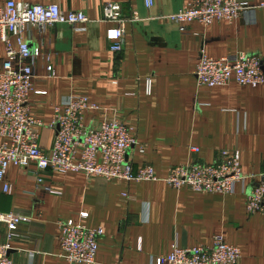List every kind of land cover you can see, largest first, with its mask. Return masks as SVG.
I'll use <instances>...</instances> for the list:
<instances>
[{
    "label": "crops",
    "instance_id": "crops-1",
    "mask_svg": "<svg viewBox=\"0 0 264 264\" xmlns=\"http://www.w3.org/2000/svg\"><path fill=\"white\" fill-rule=\"evenodd\" d=\"M14 1L58 4L63 11H83L91 20L86 30L57 24L44 32L32 27L23 33L31 47L42 51L33 63L28 98L29 113L43 123L40 147L52 146L56 130L49 124L61 100L69 94L86 96L98 109L84 113V124L119 118L143 146V152L136 146L127 153L134 169L150 164L159 179L107 181L74 171L9 165L0 181V212L30 218L9 243L7 254L14 264H68L60 255V219L103 229L95 264H150L174 244L208 245L214 234L240 248L238 264H264V216L245 210L246 192L264 171V85L253 88L232 80L197 87L194 75L202 52L212 58L255 54L262 58L264 72V10L248 9L232 21L204 26L165 18L188 0H153L150 6L145 0ZM109 1L122 8L119 52L110 50L107 39V31L119 24L101 19ZM239 1L253 7L262 0ZM134 15L137 19L131 21ZM4 60L0 41V70ZM222 149L239 151L247 177L232 194L177 190L162 180L171 166L215 162ZM3 184L9 185L7 192ZM81 213L87 216L81 218ZM5 235L0 223V243L6 242Z\"/></svg>",
    "mask_w": 264,
    "mask_h": 264
},
{
    "label": "built area",
    "instance_id": "built-area-1",
    "mask_svg": "<svg viewBox=\"0 0 264 264\" xmlns=\"http://www.w3.org/2000/svg\"><path fill=\"white\" fill-rule=\"evenodd\" d=\"M153 0H145L146 6ZM248 9H263L264 0L253 7L243 6L239 0H188L176 12L166 16L170 22L184 24L198 22L204 26L214 20L232 21ZM102 21L116 22L118 27L107 31L110 50L122 49V8L117 2H106L102 7ZM137 16L130 20L135 21ZM91 22L83 11H63L58 4H28L6 0L0 3V41L4 44L5 60L0 70V181L9 165L37 171L80 172L87 178L101 177L107 181H158L153 166L143 164L134 169L127 153L143 146L129 134L119 118H111L86 126L83 115L97 110L86 96L69 94L54 108L49 127L56 134L49 150L39 145V129L43 123L29 113L28 98L33 91V63L42 55L40 47H31L23 33L32 27L45 31L49 26L65 24L75 30H86ZM184 30V26H181ZM14 42L16 45H14ZM16 63V66H14ZM50 74L52 66H47ZM197 87H217L234 80L238 85H264L262 58L250 53H236L212 58L202 52L194 70ZM190 151L197 153V147ZM247 178L241 172L238 150L222 149L218 160L205 163L192 160L171 166L162 179L173 189L187 187L193 192L232 194L238 183ZM256 183L246 192L247 214L264 216V171L256 175ZM42 183V178H36ZM9 190L3 184V191ZM127 200L131 198L126 195ZM81 218L86 213H81ZM30 218L17 212H0V223L6 228V242L0 243V264H14L7 252L9 243L19 236L21 225ZM60 230V255L68 264H95L99 239L104 235L100 227H87L72 219L57 221ZM240 248L225 241L222 234H214L211 243L195 247L172 246L171 251L159 255L150 264H238Z\"/></svg>",
    "mask_w": 264,
    "mask_h": 264
}]
</instances>
